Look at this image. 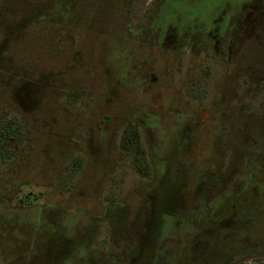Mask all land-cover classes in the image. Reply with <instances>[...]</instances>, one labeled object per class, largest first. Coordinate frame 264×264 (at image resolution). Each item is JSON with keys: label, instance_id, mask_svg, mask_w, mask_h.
Masks as SVG:
<instances>
[{"label": "rangeland", "instance_id": "rangeland-1", "mask_svg": "<svg viewBox=\"0 0 264 264\" xmlns=\"http://www.w3.org/2000/svg\"><path fill=\"white\" fill-rule=\"evenodd\" d=\"M130 2L0 0V136L12 119L21 129L10 145L0 137V264H99L105 255L92 243L111 246L104 251L109 256L136 243L144 252L134 255L137 264H155L160 255L166 258L163 264H200L201 258L202 264H216V252L228 240L219 238L211 221L213 196L208 208L197 207L204 205L210 187L196 196L195 180L224 177L210 191H224L220 197L230 199L227 193L242 189L245 177L236 178L228 156L240 172L264 180L263 115L250 120L242 134L232 126L225 132L198 125L186 137L182 122L203 114L207 105V124L212 123L214 106L208 104L217 89H224L228 102L233 99L231 61H205L220 55L213 40L202 41L215 33L214 17H222L226 34L260 37L262 46L245 45L241 59L256 68L264 58L263 16L245 20L248 10L235 12L248 0H163L153 23L176 24L194 39L179 60L167 42L155 53L147 50L153 55L147 65L140 51L132 54L135 38L129 40L122 28L126 17L121 14ZM153 2L142 0L128 17L149 24ZM58 18L62 34L55 31ZM225 41L219 44L224 49ZM203 64L210 73L200 95L191 82L198 80L196 69ZM240 65V98L247 96L259 109L264 73L249 70L248 75ZM6 84L27 108H36L28 111L10 100ZM173 94L182 98L172 103ZM131 124L139 126L148 169H138L134 154L123 148ZM181 142L192 146L188 155ZM209 147L220 156L227 152L222 166L204 164ZM230 225L226 230L232 232ZM202 230L211 233L207 239Z\"/></svg>", "mask_w": 264, "mask_h": 264}, {"label": "flooded vegetation", "instance_id": "flooded-vegetation-1", "mask_svg": "<svg viewBox=\"0 0 264 264\" xmlns=\"http://www.w3.org/2000/svg\"><path fill=\"white\" fill-rule=\"evenodd\" d=\"M142 0H131L130 6L128 7V10L126 13L121 15H124L126 19H124V23L122 25V28L126 27L129 36V40L133 42H138L137 44L135 42V45H129L130 49H133V55H137L136 51H140V54L143 56L145 63L149 65L153 59V55H148L146 54L147 50L153 49L152 52H156L159 47H162L165 44V42L170 43L172 45V50L178 51L179 58L183 57V53L187 52L188 49L191 46L190 42H193L194 37H190L187 29H182L181 31L179 30L178 26L173 23H153L154 16L156 12L158 11V8L160 6V3L163 0H154L153 3H151L149 9L151 8L152 11H150V14L147 13L146 15V20H150L149 24H145L144 20L141 19L139 21H134L132 17H128V14H130L132 11L135 10L134 6L135 5H140ZM249 2L243 6L242 9H236V13H239L241 10L243 11L248 10L249 14L247 16V19L245 20H252V19H261L258 15L263 16L264 18V0H248ZM78 2L75 4L77 6ZM74 6V5H73ZM69 7L70 9L73 7ZM148 9V10H149ZM128 13V14H127ZM59 15V14H58ZM217 16V15H216ZM215 16V17H216ZM254 16V17H252ZM214 17V23H215V33H212L211 35L207 36V38H202L203 42H206L207 40H213L215 42V50L218 51L220 55H212V59L210 57V60L207 61L208 65L213 64L218 58L219 60L225 59V60H230L232 63V76H231V91H232V97L230 102L227 101V95L224 89H218L214 93V98L213 100L208 104L209 106H214L213 108V122L207 124V121H209L211 118H209L210 114L205 110H203V114H200L198 116H195L193 118H187L183 120V124L187 126L186 128L188 133L186 137H189V133L193 131V128L200 125L201 127L203 126L204 128L209 125V127L214 128L215 126H219L222 130L225 132L227 131L229 126H232L236 128L237 132L239 131L241 134L248 128L249 121L252 120L256 116L263 115L260 120H264V102L261 104L259 109H256L253 105L250 104L251 99H248L247 96L243 95V97L240 98V95L238 93L239 89V69L241 68L240 64L244 65V69L248 71V75H250L251 72H262L264 73V58L262 60L263 65L256 66V68H250L245 66V64L241 61L242 59V54L244 52V47L247 44H252L256 45L257 47L262 46L261 45V39L260 37H256V39L253 34H248L247 35H239V33H231V34H226V28L222 29L221 23H222V17ZM148 18V19H147ZM150 18V19H149ZM62 18H58L55 22L56 23V29L55 31H58L57 33L62 34L63 30V24H62ZM227 26L229 22L231 21V17L228 19ZM260 20V21H261ZM148 21L146 23H148ZM236 21L239 22V19H236ZM257 21V20H256ZM263 23H260L263 27L264 31V21ZM258 23V22H257ZM59 25V27H58ZM145 25L147 28H144ZM238 27V25H237ZM249 31H254L255 27L253 25V28H249L247 25ZM62 28V29H61ZM126 32V30H125ZM264 35V34H263ZM240 36H242L240 39ZM135 38V41H134ZM228 38V39H227ZM227 40V44H225L226 49H224L223 46L219 45L222 44L224 45V40ZM260 39V40H259ZM172 41V42H171ZM247 41H250V43H247ZM183 47L178 46L179 43H183ZM244 42V44H243ZM172 43V44H171ZM176 43V45L174 44ZM187 43V44H186ZM221 48V50H219ZM211 53H215L213 49H209ZM242 50V51H241ZM261 52L264 53V50ZM260 53V52H258ZM222 54H225L226 57H221ZM191 56V55H190ZM264 56V54H263ZM211 61L213 63H211ZM174 66V65H173ZM171 66V68L173 67ZM153 67V65H152ZM152 67H148L149 70L151 71ZM209 66L207 65H201L198 70L199 77L198 80L192 81V85L198 87V92L200 95H202V92L204 94L205 90L208 88V80H207V74L208 72L210 73V70L208 68ZM212 70V69H211ZM250 70V71H249ZM148 73V70H147ZM190 80H192L191 77H189L188 82L190 83ZM263 83H264V77H263ZM5 85V84H4ZM9 88L11 84H6ZM233 85V86H232ZM207 87V88H206ZM6 88V86H5ZM11 89V90H10ZM9 89V97L10 100L15 101L17 104L20 106L25 107V110L30 111L31 109H35L36 107L33 108H27L25 106V103L23 102V99L19 97L15 90L12 89V87ZM218 92V102L215 98V94ZM174 96L171 97V102L173 103L174 101H178V99L182 98L176 94H173ZM179 99V100H180ZM240 101V103L238 102ZM214 102V103H213ZM258 104V103H257ZM229 107H231V110H229ZM227 112V113H226ZM130 126H134L136 128V132L141 135V132L139 130V126L137 124H131ZM126 128L124 135L127 132ZM20 126L19 123H16L14 119L8 121V123L5 125V128L1 132L2 137L4 134L7 135V144L10 145V142L17 137L18 132L20 131ZM11 136V138L9 137ZM184 136V134H183ZM248 140L250 141H256L255 136H248ZM194 140H192V143ZM201 143V140H197L194 142L196 143ZM180 146L182 148V153L186 155L189 154L188 151L192 149L191 147H186L184 142L180 143ZM143 148V146H142ZM144 149V148H143ZM207 154H208V161L204 162V164H209L210 167H216L217 166H222L223 163V155L226 154L227 152L223 153L221 156L220 154L216 153V150L212 147L207 148ZM145 151V150H144ZM220 156V157H219ZM230 160L231 167H233L234 174L236 175V178L238 179L239 175L245 177V184L242 189H237L233 193H227L230 194L231 197L230 199L222 198L220 197L221 193H226V192H219L218 194H212L211 193V187L216 184L218 185L221 181H223L224 177L216 178V179H210L208 180L207 178H200L199 182L195 180L194 183V189L198 187L197 192L195 193L196 196L202 195V189L204 186H209L210 188L207 191H209L207 195V199L204 202V205L202 207L197 206L198 208H208L211 204V199L209 198L210 196H213L212 201L215 203H212V207L210 211H212V217L211 221H214L216 223V231L219 232V238L220 239H226L228 240V243H224L222 246L224 249L222 251L217 250L216 254V264H264V180L261 179L260 177L256 178L255 175H250L248 173L244 174L243 172H240L239 170V165L238 162L235 161L232 166V161L233 159L228 156ZM136 159V158H135ZM140 159V158H139ZM141 159H143L142 163H137L136 160L134 164L137 166L138 169H148V165L146 164L145 159L141 156ZM218 160H220L218 162ZM197 163H202L199 162V160H195ZM203 164V163H202ZM221 179V180H219ZM197 187H196V186ZM201 192V193H200ZM195 196V197H196ZM201 198V196H200ZM200 198H197V202L201 201ZM231 206L230 210L227 209H221V207L224 206ZM209 211V210H208ZM144 215V214H141ZM231 224L230 226L233 228L232 232H229L226 230V225ZM209 231H204L202 230V235H204V238L207 239V237L210 236ZM225 240V241H226ZM224 242V241H223ZM93 250L94 251H100L101 257L105 255V258L100 259L99 264H137V261H134V255L141 256L144 254L143 249L137 246L135 243L134 248L131 246H123L121 247V252H118L115 256L118 257L119 259L116 260H110L114 259L115 256H109L110 254L104 253L110 252L109 249L111 246L107 247V244L105 248L102 247H97V244L92 243ZM92 250V251H93ZM131 253V254H130ZM115 257V258H116ZM166 260L164 258V255H160L159 258H157V261L155 264H163L162 261ZM205 261V260H204ZM92 264H96V262H93ZM200 264H202V258L200 261Z\"/></svg>", "mask_w": 264, "mask_h": 264}, {"label": "trees", "instance_id": "trees-1", "mask_svg": "<svg viewBox=\"0 0 264 264\" xmlns=\"http://www.w3.org/2000/svg\"><path fill=\"white\" fill-rule=\"evenodd\" d=\"M9 137L11 138V136ZM2 139H4V141L7 142V135L4 134L2 136ZM122 144L126 152H131L134 154L136 158V164L143 162L141 156L144 158L145 151L140 143V135L136 132V128L134 126L128 127L126 134L123 136Z\"/></svg>", "mask_w": 264, "mask_h": 264}]
</instances>
